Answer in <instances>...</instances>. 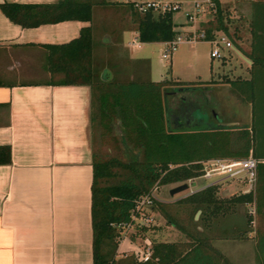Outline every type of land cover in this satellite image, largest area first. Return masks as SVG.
<instances>
[{"label": "trees", "instance_id": "16d2710c", "mask_svg": "<svg viewBox=\"0 0 264 264\" xmlns=\"http://www.w3.org/2000/svg\"><path fill=\"white\" fill-rule=\"evenodd\" d=\"M210 3L212 8L208 5L206 8L210 9L213 19L197 30L203 32L204 41H210L216 33L239 40L240 36L228 35L226 12L218 1L210 0ZM92 6L90 0H58L41 5L1 4L0 11L10 22L31 28L62 21L90 22ZM109 8L115 9V18L120 20L122 27L136 32L140 43L168 42L178 34L172 24V12L147 10L141 13L130 4L122 3H109ZM247 27L249 38L246 51L242 52L250 62L249 78H224L221 81L240 97L239 101L251 104L253 108L250 129L236 132L171 128L163 103L166 81L106 82L97 79L90 68L91 26L81 29L79 36L66 44L44 46L47 51L44 67L60 75L54 85H87L91 90L93 264H230L210 245L203 230H210L214 222L231 215L236 206L251 202H254L256 221L261 222L260 231L254 238V248L258 263L264 264V209L260 208L264 206V115L257 114L264 107V0L250 1ZM233 47L239 50L237 46ZM249 153L259 160L253 191L220 197L217 185L211 183L170 203H157V210L165 222L177 229L183 239H150V255L145 261L135 255L114 259L119 234L114 225L128 221L129 211L138 196L148 193L153 186L193 180L201 174L202 160L241 158ZM8 157V149L0 146V163L7 162ZM196 211L199 215L193 220ZM181 218L186 219L191 227L182 223ZM252 220L247 215L245 223L249 225ZM149 229L150 226L138 227L134 233L139 231L144 235ZM233 230L234 227H222L225 233Z\"/></svg>", "mask_w": 264, "mask_h": 264}, {"label": "crops", "instance_id": "0c3cea01", "mask_svg": "<svg viewBox=\"0 0 264 264\" xmlns=\"http://www.w3.org/2000/svg\"><path fill=\"white\" fill-rule=\"evenodd\" d=\"M57 1L0 0V5H41ZM90 1L93 4L90 22L62 21L22 28L0 11V146L9 152L8 161L0 163V264H93L91 90L87 85H54L60 75L44 67L47 54L44 46L66 44L75 40L81 29L91 26V43L100 40L103 49L112 50L109 54L114 69L109 72V82L113 77L168 81L165 78L152 81L148 60L136 55L135 51L150 43L138 42L136 32L122 27L120 20L115 18V9L109 8V3L122 1ZM217 1L221 3L222 0ZM194 28L185 22L182 32L177 35L189 38L188 34ZM226 52H233L245 64L239 65L240 71L244 72L235 77L247 80L250 62L243 52L234 47ZM109 54L104 52L106 58ZM219 60L222 66L225 60L222 52ZM224 78L232 80L217 74L216 79L191 82L187 86L208 92L222 85ZM208 98L207 95L203 105ZM248 107V128H224L230 122L219 120L212 107L207 111L214 122L210 123L209 115L194 107L187 130H249L253 108L251 104ZM258 113L264 115V107ZM233 124L237 126L236 122ZM174 125L170 123L169 126L179 128ZM196 178L200 177L189 181V192L210 183L194 188ZM219 182L215 181V184ZM250 206L254 213V202ZM260 208L264 209V206ZM117 247L114 259L122 256Z\"/></svg>", "mask_w": 264, "mask_h": 264}, {"label": "rangeland", "instance_id": "374dc122", "mask_svg": "<svg viewBox=\"0 0 264 264\" xmlns=\"http://www.w3.org/2000/svg\"><path fill=\"white\" fill-rule=\"evenodd\" d=\"M161 1L179 3V9L172 12V24L177 32H182L181 29L184 27L185 22H187L188 25L193 27L195 26L191 33L188 34L189 37L195 34V32L198 33L199 31L197 30L200 29L202 25H204L207 21H212L213 19L210 9L208 11L206 8L207 5L208 8H212V3L209 2V4L206 3L205 5L203 2L206 0ZM250 1L251 0H222L221 3H219L220 8L226 12V17L228 19V23L226 24L228 35L232 37L240 36L241 38L237 40L230 37L228 39L225 36L224 37L232 45L237 46L239 48V50L237 49L239 52L246 51L245 44L249 38L247 26L250 17ZM195 4H200L202 6V10L195 16H192L191 20H187L185 15L194 13ZM182 35L183 34L179 35L182 38L181 41L175 45V49L172 52L169 51L167 53V57L164 59L161 58L164 50H166L164 43L145 44V46L140 50L135 51L137 52L136 55L144 56L148 60L150 67L149 76L152 81H159L164 78L168 80L163 87V92H167V95H163L166 116L169 120L173 119L175 116L179 117V114L177 113H183L187 108L186 110L190 109L189 115H187L188 113L185 111L186 113L184 112V115L182 116L187 115L186 117L189 118V120H192L190 117L191 109L194 106L193 102H197V107H199L200 112H203L204 110V113L209 115L207 111H209L212 107V109L214 108L213 111L219 120L224 123L230 122L229 124L227 123L224 128L228 130L233 128H248L250 123L248 117V104L239 101L238 99L240 97L230 91L227 86L228 84L222 83V85L217 86L208 92H205L200 88L194 89L187 86L191 82L216 79L217 74L225 75V77L234 80L236 79V75L240 72H244L239 69V65L240 67L243 66L241 60L238 59L233 52L229 54L225 49H221L220 53L222 52V54H225V60L221 66L219 59H210L209 52L211 45L208 41L197 40L192 42L186 40V38ZM106 49L107 50L103 49L100 45V40H94L92 42L90 68L97 79L103 81L106 78V82H108L109 72H113L114 65L111 60L112 56L109 54L112 50L109 48ZM105 51L109 54L107 55V58L104 56ZM118 79L113 77L111 80L121 81V79ZM122 81H124V79ZM204 89L207 90L208 88ZM194 90L196 92L192 93ZM207 95L209 96V101L203 105V101L207 100ZM215 100L217 103L214 102ZM189 103L191 105L193 103V106H188ZM205 106H207V108ZM196 114L197 113H194V115ZM186 117L181 118V127L176 129H188ZM208 117L210 119V123H214L211 120V116L209 115ZM218 118L216 119L217 121ZM233 122H236L237 126H232L234 125ZM122 157L126 159V156L122 155ZM218 178L221 177L212 176L208 179L196 178L195 186L193 187L195 188L198 185ZM185 182L187 183V181ZM254 183L256 184L255 181ZM177 184L179 183L157 186L154 193L156 200L153 202L154 224L150 226V229L144 235L140 234L139 231L137 233L127 232L124 236L118 235V238H116L118 242L123 238L117 247V251H119L118 253L122 256H134V252L137 251V248L142 246L141 240L143 237H147L149 240L154 239L163 241H179L180 239H183L181 233L174 227L168 225L157 210V203H170L189 192L188 187L186 190L169 195L168 189ZM217 187V195L220 197L242 192V189H244V185L227 178L222 181L220 180ZM253 190L254 186L251 191ZM198 215L199 213L196 214L195 212L193 220H196ZM247 215H250L253 219V222L251 221L249 225L245 223ZM256 219V213H253L251 210L250 203L240 204L236 206L235 211L231 215L225 216L222 219L220 218V220L214 222V225L210 230H203V233L209 238L210 245L221 252L230 264H259L254 248V238L256 237V233L260 231L261 222L258 223ZM182 223H187L188 227H191L190 223L186 221V219H182ZM222 227H234V230L232 232L225 233L222 231ZM197 228L200 230L201 226L198 225ZM130 235H132L133 238H129ZM232 236H236V238H233ZM237 236H241V238H237Z\"/></svg>", "mask_w": 264, "mask_h": 264}, {"label": "built area", "instance_id": "2783aa9c", "mask_svg": "<svg viewBox=\"0 0 264 264\" xmlns=\"http://www.w3.org/2000/svg\"><path fill=\"white\" fill-rule=\"evenodd\" d=\"M123 4H130L138 12L144 13L147 10H151L155 13H164V12H174L179 9L178 4L163 2L161 0H121ZM210 0H206L204 3L209 4ZM195 10L193 14H186L185 18L191 20L192 16H195L198 12L202 10L200 4L194 5ZM180 36H175V38L168 42H163L165 49L164 53L161 55V58L164 59L167 57V53L172 52L175 49V45L181 41ZM188 41H197L204 40V34L202 31L198 33L195 32L189 38H186ZM211 45L209 52L210 58L220 59L221 58V49L232 50V44L227 41V39L221 34H214V37L208 41ZM259 162L258 159L248 154L246 157L241 158H210L200 161L201 163V174L198 176L203 179H208L212 176H219L221 178L211 180L210 183H215V181H220L223 179H232L238 183L244 185L242 193L249 192L253 189L255 174H256V165ZM191 179L187 180L189 183ZM157 186H153L150 191L146 194L138 196L135 201L132 209L129 211V219L127 222L115 224V228L118 229V235L124 236L127 232H133L138 227H149L154 224L153 219V202L156 200L155 190ZM192 192V191H190ZM189 192V193H190ZM121 234V235H120ZM142 246L137 248V251L134 252L135 256L141 261H145L149 258L150 255V240L147 237H143Z\"/></svg>", "mask_w": 264, "mask_h": 264}, {"label": "flooded vegetation", "instance_id": "af4514ba", "mask_svg": "<svg viewBox=\"0 0 264 264\" xmlns=\"http://www.w3.org/2000/svg\"><path fill=\"white\" fill-rule=\"evenodd\" d=\"M190 91H191V90H190ZM193 92H194V91H192V93H193ZM185 93H187V92H185ZM197 96H198V95H197ZM169 97H170V96H169ZM171 102H172V101H171ZM193 103H194V106H193ZM193 103H192V105H191L190 103L188 104V106H189V105H191V107L193 106L192 109H193L194 107H197V105H198L197 102H196V103L193 102ZM186 109H187V108H186ZM186 109H185V111L188 113L187 115H189L190 109H188V110H186ZM192 109H191V113H192ZM185 111H184V112H185ZM184 112H183V113H184ZM186 112H185V113H186ZM183 113H182V112H178L177 114H179V117H178V116H175V117H174L173 119H171V120H169V118L166 116V117H167V122H168V124H169V123H172L173 125L175 124V125H174L175 127H181V124H182V123H181V118L187 116V115H186V116H182V115H184ZM186 118H187V117H186ZM187 121H188V118L186 119V123H187Z\"/></svg>", "mask_w": 264, "mask_h": 264}, {"label": "water", "instance_id": "95a60500", "mask_svg": "<svg viewBox=\"0 0 264 264\" xmlns=\"http://www.w3.org/2000/svg\"><path fill=\"white\" fill-rule=\"evenodd\" d=\"M190 185H193V183L190 184ZM188 187H189V183L181 182V183H179V184H177V185H175V186H173V187H170V188L168 189V194H169V195H172V194H174V193H177V192H180V191L186 190ZM198 213H199V211H196V214H198Z\"/></svg>", "mask_w": 264, "mask_h": 264}]
</instances>
